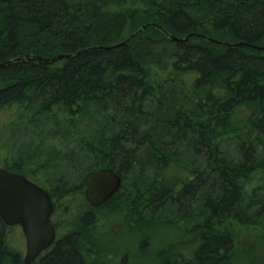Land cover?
<instances>
[{"label":"trees","instance_id":"obj_1","mask_svg":"<svg viewBox=\"0 0 264 264\" xmlns=\"http://www.w3.org/2000/svg\"><path fill=\"white\" fill-rule=\"evenodd\" d=\"M149 23L264 47V0H0V119L41 126L38 145L1 141L0 168L55 207L33 264H264V51L149 28L86 52ZM103 168L122 186L93 208ZM16 227L0 217V264H24Z\"/></svg>","mask_w":264,"mask_h":264},{"label":"water","instance_id":"obj_2","mask_svg":"<svg viewBox=\"0 0 264 264\" xmlns=\"http://www.w3.org/2000/svg\"><path fill=\"white\" fill-rule=\"evenodd\" d=\"M149 28H156L164 33L171 41L186 44L191 38H201L213 45L227 48L248 47L264 51V47L252 46L244 42L228 43L206 37L204 35L190 34L185 38H177L167 33L155 23L143 25L123 42L109 48L98 47L88 51L110 50L120 48L136 38L141 32ZM72 58L70 55L60 54L52 58L36 56L18 57L15 63H39L41 65H56ZM10 63V62H9ZM8 64V63H7ZM4 65H0L2 67ZM122 186V178L112 169L103 168L97 171L89 180L85 190V198L93 208H98L117 194ZM55 207L47 191L23 175L11 173L0 168V217L9 227L19 226L26 240V253L24 264L33 262L56 240V231L51 223Z\"/></svg>","mask_w":264,"mask_h":264},{"label":"rangeland","instance_id":"obj_3","mask_svg":"<svg viewBox=\"0 0 264 264\" xmlns=\"http://www.w3.org/2000/svg\"><path fill=\"white\" fill-rule=\"evenodd\" d=\"M2 120L0 119V122ZM2 122H4V125L0 124V147L3 146L1 145L2 142L4 144L9 145V147H13L14 145L21 146L24 144L27 147L28 145H30V143H36L38 145V142H37L38 139H36L37 138L36 135H38V131L39 129H41L40 128L41 126H30L28 125L26 121L22 122V121H16L14 119H9L7 122L6 121H2ZM27 129H31L33 133H35L34 137L29 136L30 138L29 137L24 138L23 134L25 133ZM0 153L2 154L0 158V166H2L3 163L1 159L5 157L6 151L3 149L0 151ZM8 159L10 163H12V159H13L12 155L9 154ZM259 184H261V182H259ZM121 239L122 237L118 236L115 238V241L119 243L118 245L119 247H126L127 245L125 244L126 243L125 239L124 240H121ZM9 242L11 243L10 245L11 247H13V249H16V251H19L22 254V256L25 257L24 255L26 252V247H25V243L23 240V235H22V231L20 227L14 228L13 232L11 233ZM157 250H158V247L150 248V251H152L151 253H154ZM132 252H135V249H132ZM123 255H124V252L122 251V254H120V257L118 256L116 260L113 261L111 264H119V262H121V257H123ZM151 258H152V255H150V260ZM130 262H131V258L129 256V258L127 259V264H129ZM149 262L151 263V261ZM133 264H135V260Z\"/></svg>","mask_w":264,"mask_h":264},{"label":"flooded vegetation","instance_id":"obj_4","mask_svg":"<svg viewBox=\"0 0 264 264\" xmlns=\"http://www.w3.org/2000/svg\"><path fill=\"white\" fill-rule=\"evenodd\" d=\"M20 229H21V227H20ZM21 231H22V229H21ZM22 235H23V240H24L25 247H26V240H25V237H24L23 232H22ZM43 253H44V252H43ZM43 253H42V254H43ZM42 254H41V255H42ZM41 255H40V256H39L34 262H36V261H38L39 259H41ZM34 262H33V263H34Z\"/></svg>","mask_w":264,"mask_h":264},{"label":"bare ground","instance_id":"obj_5","mask_svg":"<svg viewBox=\"0 0 264 264\" xmlns=\"http://www.w3.org/2000/svg\"><path fill=\"white\" fill-rule=\"evenodd\" d=\"M91 179V178H90ZM88 185V184H87Z\"/></svg>","mask_w":264,"mask_h":264}]
</instances>
